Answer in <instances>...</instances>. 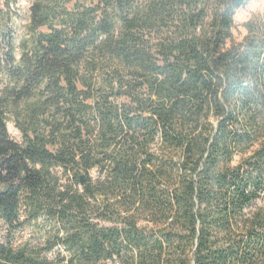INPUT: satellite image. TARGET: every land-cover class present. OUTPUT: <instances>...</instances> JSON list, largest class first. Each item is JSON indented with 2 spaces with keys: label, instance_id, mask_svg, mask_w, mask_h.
I'll use <instances>...</instances> for the list:
<instances>
[{
  "label": "trees",
  "instance_id": "16d2710c",
  "mask_svg": "<svg viewBox=\"0 0 264 264\" xmlns=\"http://www.w3.org/2000/svg\"><path fill=\"white\" fill-rule=\"evenodd\" d=\"M14 1L0 220L45 241L0 264H264V14L236 43L250 0H34L17 45Z\"/></svg>",
  "mask_w": 264,
  "mask_h": 264
},
{
  "label": "rangeland",
  "instance_id": "374dc122",
  "mask_svg": "<svg viewBox=\"0 0 264 264\" xmlns=\"http://www.w3.org/2000/svg\"><path fill=\"white\" fill-rule=\"evenodd\" d=\"M5 0H0V8H3ZM34 0H15L11 4V10L9 16L14 17L10 25L13 26L12 31L13 36L16 37V44L18 45L21 38H25V33L27 31V24L29 23L30 17V7ZM264 14V0H250L245 6L237 10L235 14V27L233 29L234 41L236 43L241 42L244 37L248 34V29L246 23L251 19L260 17ZM8 19V14L5 16ZM42 30L48 31L46 27ZM1 36V34H0ZM232 42H229L230 46ZM8 47L5 45L3 38H0V58H5L6 51ZM18 53V49L16 50ZM8 129L12 137L17 140L22 139V132L16 126L13 118L8 121ZM11 236V237H10ZM12 238V242L18 246L24 243H32L42 245L45 241V231L43 230L41 224L40 226L35 223H29L20 231H18L14 236L9 233L7 225L4 221L0 220V241L9 240ZM56 252H48L49 257H56ZM113 264V263H109ZM116 264H119L116 263Z\"/></svg>",
  "mask_w": 264,
  "mask_h": 264
},
{
  "label": "water",
  "instance_id": "95a60500",
  "mask_svg": "<svg viewBox=\"0 0 264 264\" xmlns=\"http://www.w3.org/2000/svg\"><path fill=\"white\" fill-rule=\"evenodd\" d=\"M82 179H84V177H82Z\"/></svg>",
  "mask_w": 264,
  "mask_h": 264
}]
</instances>
